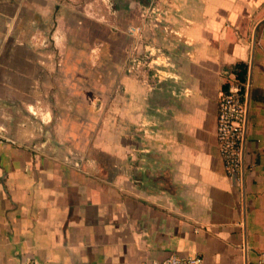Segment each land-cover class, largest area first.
<instances>
[{"label":"crops","instance_id":"obj_1","mask_svg":"<svg viewBox=\"0 0 264 264\" xmlns=\"http://www.w3.org/2000/svg\"><path fill=\"white\" fill-rule=\"evenodd\" d=\"M114 2L0 0V264H264V0H157L132 69L155 0ZM238 63L234 181L216 120Z\"/></svg>","mask_w":264,"mask_h":264},{"label":"built area","instance_id":"obj_2","mask_svg":"<svg viewBox=\"0 0 264 264\" xmlns=\"http://www.w3.org/2000/svg\"><path fill=\"white\" fill-rule=\"evenodd\" d=\"M158 8L154 4L151 7L152 12ZM144 20V18H143ZM142 23L134 26H129L127 33L133 35L135 38L134 45L128 56V63H130L129 69L140 67L142 63L149 64L147 61V55L141 57L136 54L137 46L142 42V32L146 23ZM150 53V52H149ZM128 69V71H129ZM218 110H217V143L218 152H220L221 159L223 161L226 175L233 179V176L240 175L242 168V141L244 137V125L242 120L245 114V105L243 99V92L241 85L233 82L230 83L227 90L222 92L219 96ZM88 158L84 154L72 155L65 157L64 162L72 166L76 170H81ZM263 261H259L255 264H262ZM140 264H148L142 262ZM152 264H203V260L198 255H186V257H180L176 254H170L167 257Z\"/></svg>","mask_w":264,"mask_h":264},{"label":"rangeland","instance_id":"obj_3","mask_svg":"<svg viewBox=\"0 0 264 264\" xmlns=\"http://www.w3.org/2000/svg\"><path fill=\"white\" fill-rule=\"evenodd\" d=\"M99 2H100V4H102V6H106V8H107V6L108 7H110L111 6V4L113 5L115 2H114V0H99ZM155 5H156V7L158 8L157 10L155 9L153 12H152V10H151V8H149V9H143L142 8V11L141 10H139V14H138V21L140 22V23H142L141 21L143 20V18H144V22L146 23V25H149L150 23H152V20L154 21L156 18H160L161 17V15L164 13V11H162L161 10V8L156 4L157 3V0H155ZM112 7V6H111ZM142 37H143V34H142ZM138 50V49H137ZM158 50H155V52H154V57L156 56V55H158ZM148 52H147V57H148ZM147 61H149V59L147 58ZM144 64H146L145 62L144 63H142V61H141V65H144ZM154 65V64H153ZM140 67H142V66H140Z\"/></svg>","mask_w":264,"mask_h":264},{"label":"trees","instance_id":"obj_4","mask_svg":"<svg viewBox=\"0 0 264 264\" xmlns=\"http://www.w3.org/2000/svg\"><path fill=\"white\" fill-rule=\"evenodd\" d=\"M236 67L240 68L239 71L236 69ZM233 69L235 70L234 72L237 73L236 78L237 80L235 81L236 83L240 84L241 82H244L245 80V75H246V65L243 63H238L237 65H235L233 67ZM228 87H226L225 89L227 90ZM242 89V87H241ZM243 92V89H242Z\"/></svg>","mask_w":264,"mask_h":264},{"label":"water","instance_id":"obj_5","mask_svg":"<svg viewBox=\"0 0 264 264\" xmlns=\"http://www.w3.org/2000/svg\"><path fill=\"white\" fill-rule=\"evenodd\" d=\"M233 180H234V181H236V180H237L236 176H233Z\"/></svg>","mask_w":264,"mask_h":264}]
</instances>
